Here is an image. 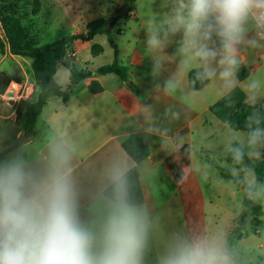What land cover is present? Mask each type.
I'll list each match as a JSON object with an SVG mask.
<instances>
[{
	"label": "clouds",
	"instance_id": "1",
	"mask_svg": "<svg viewBox=\"0 0 264 264\" xmlns=\"http://www.w3.org/2000/svg\"><path fill=\"white\" fill-rule=\"evenodd\" d=\"M150 4L158 10L143 14V31L153 74L175 61L163 92L180 93L188 105L211 88L219 98L230 97L243 53L264 50V0ZM242 90L251 109L246 131L230 121L223 124L224 151L232 160L228 184L264 207V183L244 163L264 158V71L250 74ZM171 115L178 119L180 114ZM77 154L76 144L59 131L36 152L27 140H0V264H251V243L232 237L224 226L193 220L164 227L138 194L134 173L142 170L134 162L114 155L85 183Z\"/></svg>",
	"mask_w": 264,
	"mask_h": 264
},
{
	"label": "crops",
	"instance_id": "2",
	"mask_svg": "<svg viewBox=\"0 0 264 264\" xmlns=\"http://www.w3.org/2000/svg\"><path fill=\"white\" fill-rule=\"evenodd\" d=\"M89 14L92 18L88 19L89 15L86 14L85 26L104 17L98 8H94ZM144 38V32L132 35L126 33L123 39L130 45L126 57L121 58L119 50L120 63L128 68L129 81L126 82H130V85L114 74L98 75L96 70L99 67L95 71L86 66L82 67L87 61L82 63L80 52L75 47L77 43L74 44L68 53L71 56L69 59L79 65L74 66L67 62L69 69L62 73V82L57 80L59 68L55 77L62 91L68 96L67 102L61 96L50 98L38 118L35 134L26 139L36 152L42 151L46 139L54 131L71 138L78 149L75 160L78 172L87 183L99 174L114 155L132 161L122 145L130 135H139L150 148V156L138 165L142 170L138 172L144 198L159 218L170 219L175 215L179 219L187 217L184 224L190 223L187 215L195 209L196 199L201 197L203 201L199 202L200 211L202 208L203 212L206 211L205 201H208V197L203 182L211 181V171L206 167L209 164L205 155L222 149V157L227 161L228 154L224 151L227 132L223 124L235 113L238 105L244 103V94H241L244 93L241 89L243 81L238 83L230 97L219 98L217 90L211 88L194 104L188 105L180 99V93L170 96L163 92V83L175 70V61L169 60L164 70L159 75H154L152 59L145 50ZM243 61L249 67L250 74L264 71V50H250V66ZM80 67L82 69H78ZM72 70L90 71L92 75L73 85ZM132 84L138 87V92ZM169 110L179 112V118L174 119ZM4 118L12 119L16 123L14 112ZM149 128L153 131H149ZM22 134L19 128L13 141ZM185 145L191 149V170L184 182L177 184L167 166V160L178 148ZM196 150L204 158L199 159ZM217 168L221 170L220 167ZM204 172L207 173V179L203 178ZM251 226L255 234L259 232V229L255 231L252 224ZM248 236L247 231L246 237ZM258 248L264 249L263 236L259 237ZM251 264L264 263L261 261Z\"/></svg>",
	"mask_w": 264,
	"mask_h": 264
},
{
	"label": "rangeland",
	"instance_id": "3",
	"mask_svg": "<svg viewBox=\"0 0 264 264\" xmlns=\"http://www.w3.org/2000/svg\"><path fill=\"white\" fill-rule=\"evenodd\" d=\"M40 2L42 10L41 13L35 17L31 14L32 0H7L5 7L10 8V4L17 5L18 17L22 25L31 35L36 36L40 46H44L68 36L82 34V32L85 33L88 26H85L87 22L85 16L87 13L89 15L87 18L91 19L92 15L89 14V12L93 11L94 8H98L102 11L103 16H109L115 9H119L124 5L125 0L124 2L123 0H40ZM135 5L136 8L134 12L128 18H123L118 21L113 31L109 34L99 35L93 41L78 42L76 44L75 47L80 52L79 58L82 60V63L87 61V64H82V67L86 66L89 70L95 71L100 66L111 64L114 61L115 53L110 40H114L117 44L118 50L121 52V58L126 57L128 46L130 45L123 39L124 35L126 33L127 35H132L133 33L144 32L143 14L147 13L150 8L158 10V5L150 4V0H135ZM2 7L4 6H1L0 0V37L5 39L1 21ZM121 30H123V33ZM95 44H99L103 47L104 51L102 54L96 56L92 53V47ZM70 51L71 50H69V52ZM69 57L71 56L68 54L66 62L59 66L60 74L57 78L59 82H62V73L67 72L69 69L67 62L74 66L79 65V63L76 64L77 62H73ZM243 60L250 66V50H246L243 53ZM82 67L78 69H82ZM0 71H6L11 77H21L23 79L22 82H27V84L34 82L32 77V60L13 56L9 52L8 45L5 54H1L0 51ZM244 84L245 81L242 82L241 89H243ZM63 86L66 87V84L63 83ZM11 112H13V109H10V107L0 99V140L14 143L20 139L19 136L13 141L19 126L14 120L4 118ZM198 152L200 151L196 150V153ZM197 155L199 159L204 158L201 153ZM222 155V149H217V151L213 152L211 155H205L206 161L209 164L207 167L211 171V181L203 182L204 190L208 197V201H205L206 211L203 212V208L200 211L199 202L203 201L200 197L196 199L194 203L195 209L187 216L189 222L196 220L200 223L202 222V225L203 222H206V225L210 227L224 226L230 232L233 219L240 215L244 208V195L239 186L228 184V181L231 179L222 177L221 170L224 169L230 172L231 166ZM263 161L264 158L253 162L261 164ZM217 167H220L221 170ZM192 177V179H195V176ZM220 180H223L224 183H219ZM185 221H187V217H181V219H179L175 215L171 216L170 219L166 217L160 218L161 224L166 228L181 226ZM247 231L249 236L242 240L251 243L253 246L252 256L254 259L252 263L261 261L264 263V249L260 250L258 248L259 237H264V217L262 219V227L259 229L258 233L255 234L253 232L251 224Z\"/></svg>",
	"mask_w": 264,
	"mask_h": 264
},
{
	"label": "trees",
	"instance_id": "4",
	"mask_svg": "<svg viewBox=\"0 0 264 264\" xmlns=\"http://www.w3.org/2000/svg\"><path fill=\"white\" fill-rule=\"evenodd\" d=\"M7 0H1L2 7V26L5 33V39L0 37V51L5 54L8 45L9 52L16 57H23L32 60V77L37 85V93L33 100H22L16 108V123L26 137L35 134V127L44 107L50 98L61 96L64 102H67L68 96L62 91L61 85L56 81L55 77L58 68L67 60L68 52L72 46L78 42L92 41L96 36L109 34L105 32V27L110 18L118 12V8L109 16L106 15L101 19L95 20L88 24L85 33L68 36L56 42L40 46L36 36L31 35L22 25L18 17L17 5L10 4V8H6ZM125 5L131 7V11L124 17L128 18L135 10V0H125ZM42 5L40 0H32V16H38L41 13ZM118 23V22H117ZM113 31V30H112ZM114 49L115 58L111 64L103 65L96 70L98 75L114 74L119 76L122 81H129L128 68L120 63L119 50L114 40H110ZM103 47L95 44L92 47L94 55L103 53ZM92 75L90 71H71L72 84L75 85ZM250 75V69L242 64L239 72V82L246 80ZM191 76V73L189 74ZM13 80L22 82L21 77H11L6 71H0V95H2L9 83ZM135 91H139L138 87L132 84ZM202 86L197 84L199 90ZM259 107V105H258ZM251 109L245 103H240L235 113H233L228 121L237 130L244 132L245 119ZM123 149L130 159L139 165L150 156V148L146 142L137 134L130 135L123 143ZM264 152V149H262ZM227 162L232 165V160L227 155ZM245 164L254 167L258 179L264 183V161L257 164L253 161L245 159ZM167 166L170 169L177 184H181L187 178L191 170V149L188 145L178 148L175 153L167 160ZM138 183V194L144 198L139 172L134 173ZM222 177L232 179L231 173L227 170H221ZM145 199V198H144ZM244 209L242 213L235 219L234 226L230 231V235L236 239L247 236V228L252 224L255 231L262 227V219L264 217V207L259 203H252L244 198Z\"/></svg>",
	"mask_w": 264,
	"mask_h": 264
},
{
	"label": "built area",
	"instance_id": "5",
	"mask_svg": "<svg viewBox=\"0 0 264 264\" xmlns=\"http://www.w3.org/2000/svg\"><path fill=\"white\" fill-rule=\"evenodd\" d=\"M69 53V52H68ZM78 64V63H76ZM37 93V85L35 82L27 84V82H18L13 80L7 86L5 92L0 95L3 103L13 109L16 114V108L22 100L31 101L35 98ZM11 112V113H13Z\"/></svg>",
	"mask_w": 264,
	"mask_h": 264
},
{
	"label": "water",
	"instance_id": "6",
	"mask_svg": "<svg viewBox=\"0 0 264 264\" xmlns=\"http://www.w3.org/2000/svg\"><path fill=\"white\" fill-rule=\"evenodd\" d=\"M131 11V7L128 6V5H122L118 12L115 13L109 20L108 24L106 25L105 27V32L106 33H110L112 32L114 26L117 24L118 21H120L121 19H123L129 12ZM127 85H130V82H126ZM24 139V140H27L26 139V136L24 134L20 135V139ZM18 140V141H19Z\"/></svg>",
	"mask_w": 264,
	"mask_h": 264
}]
</instances>
